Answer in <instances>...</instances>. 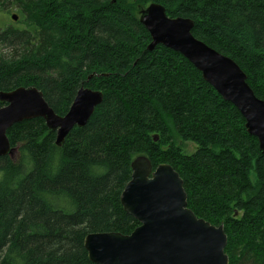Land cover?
I'll return each mask as SVG.
<instances>
[{"label":"trees","instance_id":"trees-1","mask_svg":"<svg viewBox=\"0 0 264 264\" xmlns=\"http://www.w3.org/2000/svg\"><path fill=\"white\" fill-rule=\"evenodd\" d=\"M149 4L192 20V35L233 60L264 101V0H0V91L34 87L59 116L80 87L103 94L60 147L42 119L7 131L19 158L0 157V264H93L87 235L139 226L119 200L139 156L152 171L170 165L188 209L223 225L228 264H264V153L187 59L148 50L139 15Z\"/></svg>","mask_w":264,"mask_h":264},{"label":"water","instance_id":"water-1","mask_svg":"<svg viewBox=\"0 0 264 264\" xmlns=\"http://www.w3.org/2000/svg\"><path fill=\"white\" fill-rule=\"evenodd\" d=\"M10 19L16 22L17 16ZM139 22L150 36L148 50L161 45L187 59L223 101L239 111L247 134L257 139L264 153V101L254 95L240 67L196 39L191 32L192 20L169 18L161 5L149 4L142 9ZM102 99L100 91L82 86L65 115L59 116L34 87L0 91V157H12L16 152L6 134L15 124L42 119L47 130L55 132V145L60 147L73 128L88 123ZM153 141H158L157 135ZM119 200L123 211L139 226L129 235H87L83 247L91 263L228 264L223 225L215 227L188 209L183 180L170 165L161 164L152 171L146 157L135 158Z\"/></svg>","mask_w":264,"mask_h":264},{"label":"rangeland","instance_id":"rangeland-1","mask_svg":"<svg viewBox=\"0 0 264 264\" xmlns=\"http://www.w3.org/2000/svg\"><path fill=\"white\" fill-rule=\"evenodd\" d=\"M9 9L13 10V8H11L10 6H9ZM137 10H139L138 6H137ZM135 13H137V11ZM9 21L10 20H7L8 25H9ZM10 22H12V21H10ZM175 141H176L175 142L176 145L179 146L180 149H182V152L184 154H186V155H193L196 152V150H197V145L195 143H193V142L183 141V140H181L178 137H176ZM18 158H19V154H18V150H17V147H16V153L11 157V159H12L13 162H16V160H18ZM251 180H252L253 184H256L257 181H256V177H255L254 171H252V173H251Z\"/></svg>","mask_w":264,"mask_h":264}]
</instances>
